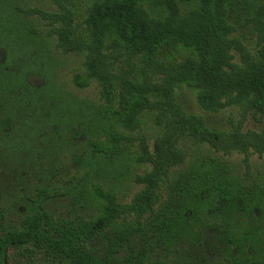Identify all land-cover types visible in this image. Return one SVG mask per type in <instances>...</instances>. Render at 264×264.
<instances>
[{
	"label": "trees",
	"instance_id": "trees-1",
	"mask_svg": "<svg viewBox=\"0 0 264 264\" xmlns=\"http://www.w3.org/2000/svg\"><path fill=\"white\" fill-rule=\"evenodd\" d=\"M50 1L55 10L36 8L18 31L42 50L81 55L84 74L72 81L79 89L95 81L99 98L83 118L55 121L85 136L60 185L74 214L42 207L46 189L18 219L0 213V264H145L214 237L226 254L242 255L236 264H264V167L251 161L264 153V129L213 128L178 97L191 92L207 114L235 109L240 124L264 117V0ZM5 36L0 30V45ZM30 74L0 63L1 127L23 94L26 104L40 92L45 103L63 94L53 76L32 88ZM147 120L152 146L141 134ZM233 152L240 163L226 158ZM124 155L142 169L126 176L139 186L129 200L111 167Z\"/></svg>",
	"mask_w": 264,
	"mask_h": 264
},
{
	"label": "rangeland",
	"instance_id": "rangeland-1",
	"mask_svg": "<svg viewBox=\"0 0 264 264\" xmlns=\"http://www.w3.org/2000/svg\"><path fill=\"white\" fill-rule=\"evenodd\" d=\"M36 8L51 11L56 9V5L50 0H0V30H4L6 34L5 41L0 45V60L14 72L20 71L22 67H30L31 74L27 80L32 88L41 90L46 84L45 80L53 76L62 87L63 94L48 100V103H45L42 92L32 95L35 103L26 104L24 100L22 110L15 115V119L25 121L28 126L27 138H22L21 131L17 139H9L4 145H0V213H5V219H18L28 209L30 200L42 189L50 192L42 202V207L48 212L57 216L71 212L74 214L69 196L63 194L60 185L68 179L67 176L74 165V157L84 151L85 136L79 130L68 126L72 121L67 123L68 129H64L60 124L56 126L55 121L57 124L60 117H69L72 114L83 118L85 112L98 102L99 98V86L95 81L89 82L83 89L77 88L72 81L75 73L84 74L81 55L62 54L47 43L44 44L46 48L42 50L38 45L27 42L20 34L18 29H22L24 19H29L31 23L35 21ZM178 97L187 112L206 116L213 128L227 129L233 124L240 125L244 132H258L264 129V117H253L249 114L240 124V117L235 109L227 108L218 113L207 114L196 106L191 92L183 90ZM18 102L16 100L15 105ZM55 112L59 116H55ZM51 117H54V120ZM141 130V134L152 146L156 135L152 120H147ZM131 135L135 137L134 141L138 146L139 133L132 132ZM226 158L240 163L243 157L233 152ZM251 161L264 167V153L252 154ZM111 167L114 175L124 177L126 200H129L139 186L132 185L126 176L131 177L132 173H140L142 169L134 163H129L125 155L116 159ZM9 264L20 263L9 261ZM206 264L217 262L210 260Z\"/></svg>",
	"mask_w": 264,
	"mask_h": 264
},
{
	"label": "flooded vegetation",
	"instance_id": "flooded-vegetation-1",
	"mask_svg": "<svg viewBox=\"0 0 264 264\" xmlns=\"http://www.w3.org/2000/svg\"><path fill=\"white\" fill-rule=\"evenodd\" d=\"M0 63H3V60H0ZM25 80L28 82L27 78ZM22 88L27 91L25 86ZM18 95L21 94L18 93L15 96ZM23 97L25 100L26 96ZM12 105L14 108L13 112L15 114L10 120H8V124L3 125L2 127L0 124V145H4L9 139L13 141L17 139L21 131L23 134L22 138H27L26 128L28 126L25 125V121L23 119H15V117H17L15 115L22 110V108L19 110L18 106L22 107L23 102H18L17 105L13 103ZM26 211L23 214H25ZM169 249L170 247L166 249L165 252L154 255L153 260L145 264H206L210 260L216 261L217 264H236V259L242 257L241 254L236 252V248H234L235 253L232 256L226 254V247L220 241V239L216 237L210 240L208 239V242L200 239L196 245H187L181 242V244L175 249ZM120 255L121 257H126L124 252H122ZM231 258L233 260H231Z\"/></svg>",
	"mask_w": 264,
	"mask_h": 264
}]
</instances>
